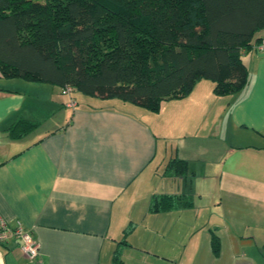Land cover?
I'll return each instance as SVG.
<instances>
[{
  "label": "crops",
  "instance_id": "crops-1",
  "mask_svg": "<svg viewBox=\"0 0 264 264\" xmlns=\"http://www.w3.org/2000/svg\"><path fill=\"white\" fill-rule=\"evenodd\" d=\"M242 61L240 90L219 96L200 79L156 113L0 85V218L39 244L30 260L10 237L0 264H264V48ZM20 118L40 125L12 139ZM172 158L186 173L165 174ZM185 193L190 207L149 210L155 194Z\"/></svg>",
  "mask_w": 264,
  "mask_h": 264
},
{
  "label": "trees",
  "instance_id": "trees-1",
  "mask_svg": "<svg viewBox=\"0 0 264 264\" xmlns=\"http://www.w3.org/2000/svg\"><path fill=\"white\" fill-rule=\"evenodd\" d=\"M264 0H0V75L42 81L151 112L200 79L222 96L243 88L244 52L264 36ZM40 125L20 118L8 136ZM187 163L170 159L168 175ZM191 194H155L149 210L192 206ZM213 245L218 241L213 238ZM113 264H121L118 254Z\"/></svg>",
  "mask_w": 264,
  "mask_h": 264
},
{
  "label": "built area",
  "instance_id": "built-area-1",
  "mask_svg": "<svg viewBox=\"0 0 264 264\" xmlns=\"http://www.w3.org/2000/svg\"><path fill=\"white\" fill-rule=\"evenodd\" d=\"M258 48H264V39L258 44ZM62 92L70 94L72 92L71 87L67 86L62 88ZM75 101L69 100L67 106L73 107ZM10 237L17 238L20 241V249L27 256L28 259L33 260L39 253V244L32 237V235L26 231L21 224L10 226L5 219L0 218V243L5 242Z\"/></svg>",
  "mask_w": 264,
  "mask_h": 264
},
{
  "label": "rangeland",
  "instance_id": "rangeland-1",
  "mask_svg": "<svg viewBox=\"0 0 264 264\" xmlns=\"http://www.w3.org/2000/svg\"><path fill=\"white\" fill-rule=\"evenodd\" d=\"M262 33V31H258V35L259 34H261ZM31 80H25V79H20V78H5V77H0V85H5L6 87H15V86H18V87H20L21 86V84L22 83H20V82H23V83H25V82H30ZM19 82V83H18ZM33 82H37L38 84H46V85H48V86H55V87H58L59 88V86L57 85H52V84H50V83H47V82H43L42 83V81H33ZM27 84V83H26ZM28 87V86H27ZM169 100H167V101H163L162 102V105H161V108H164V106L166 105V103L168 102ZM179 104H181V101H179ZM181 106V105H180ZM160 171H162V166L160 167Z\"/></svg>",
  "mask_w": 264,
  "mask_h": 264
}]
</instances>
